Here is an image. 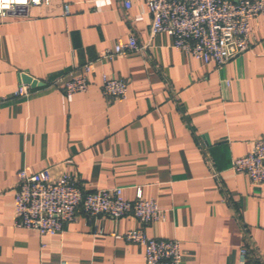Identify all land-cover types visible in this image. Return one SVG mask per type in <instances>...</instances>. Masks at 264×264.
I'll return each mask as SVG.
<instances>
[{"label": "crops", "instance_id": "0c3cea01", "mask_svg": "<svg viewBox=\"0 0 264 264\" xmlns=\"http://www.w3.org/2000/svg\"><path fill=\"white\" fill-rule=\"evenodd\" d=\"M63 3L70 15H63ZM146 0H54L0 18V95L20 75L44 83L0 103V264H144L143 248L122 235L179 242L181 264H264V185L231 170L264 138V14L250 24L249 48L221 68L150 39ZM134 36L143 50L101 59ZM93 62L86 92L54 82ZM128 82L123 99L101 94L102 77ZM68 173L87 192L120 187L155 201L160 221L142 226L79 214L57 235L14 226L21 168ZM101 231V233H98Z\"/></svg>", "mask_w": 264, "mask_h": 264}, {"label": "built area", "instance_id": "2783aa9c", "mask_svg": "<svg viewBox=\"0 0 264 264\" xmlns=\"http://www.w3.org/2000/svg\"><path fill=\"white\" fill-rule=\"evenodd\" d=\"M52 1L0 0V18L20 14L29 8L48 6ZM146 2L151 16L150 39L161 33L167 34L172 38L174 50L218 68L248 50L250 24L264 14V0ZM123 6L128 10L130 0H123ZM63 15H70V7L66 3H63ZM145 47L130 35L126 41H119L112 49L106 50L101 59L124 58ZM92 70L93 62H88L79 73H69L58 78L54 84L65 95L86 92ZM127 90V80L102 77L101 94L104 98L123 99ZM29 95L30 87L20 83L12 95H0V103ZM231 170L235 174H244L252 184L264 185V138L255 140L249 153L234 158ZM79 214L88 220L98 217L118 220L131 216L144 226L160 221L164 211L155 201L142 198L140 191L133 201H128L124 199L120 187L87 192L77 178L68 173L52 176L48 170L34 172L25 167L17 172L13 213L16 228L35 230L41 236L57 235ZM122 239L143 248L144 264H181L177 240L148 237L142 228L128 230ZM250 255V248L243 244L239 248L236 264H248Z\"/></svg>", "mask_w": 264, "mask_h": 264}, {"label": "water", "instance_id": "95a60500", "mask_svg": "<svg viewBox=\"0 0 264 264\" xmlns=\"http://www.w3.org/2000/svg\"><path fill=\"white\" fill-rule=\"evenodd\" d=\"M20 81L22 84L29 86L31 89L43 87L44 83L36 79L31 78L25 74L20 75Z\"/></svg>", "mask_w": 264, "mask_h": 264}]
</instances>
